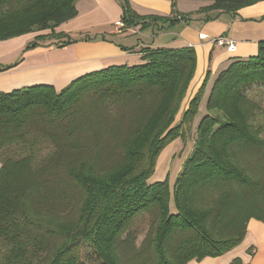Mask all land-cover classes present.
I'll use <instances>...</instances> for the list:
<instances>
[{"label": "trees", "instance_id": "obj_1", "mask_svg": "<svg viewBox=\"0 0 264 264\" xmlns=\"http://www.w3.org/2000/svg\"><path fill=\"white\" fill-rule=\"evenodd\" d=\"M79 1L0 0V41L48 31L26 50L47 39L74 43L56 29L78 16ZM176 1L163 17L122 0L121 30L193 20ZM194 1L212 2L197 11L205 22L264 2ZM141 61L60 91H0V264H189L237 248L251 219L264 223V108L250 95L264 88V43L218 74L206 113L211 72L185 104L194 48L146 47ZM192 132L175 183L153 182L163 149Z\"/></svg>", "mask_w": 264, "mask_h": 264}, {"label": "crops", "instance_id": "obj_2", "mask_svg": "<svg viewBox=\"0 0 264 264\" xmlns=\"http://www.w3.org/2000/svg\"><path fill=\"white\" fill-rule=\"evenodd\" d=\"M128 1L136 13L142 16L167 17L172 13V0ZM179 1L182 0L176 1L177 10L181 12L178 9ZM121 2L122 0L79 1L78 16L57 28V32H63L75 41L63 47L47 45L26 50L33 34L0 41V68L12 67L0 72V91L10 92L40 84L54 85L60 91L85 74L112 65L132 66L141 63V49L151 48L156 37L167 34L176 37L174 44L178 45L175 48L192 47L196 52L197 67L189 88V91L192 87L195 88V94L207 72H211V85L231 59L255 56L258 54L259 44L264 43V2L242 8L235 15L222 14L209 22L203 21L204 14H197L199 9L181 12L194 13L193 20L181 21L163 31L156 27L143 31L139 28L121 30ZM109 6L113 8L109 14L111 21L79 25L86 18H96L97 22L105 19L106 8ZM203 7L204 5L201 6ZM220 36L235 41L236 51L230 53L212 43L213 39ZM125 48L131 50L125 51ZM186 101L187 99L185 104ZM158 180H162L161 177ZM235 260H239L241 264H264L263 222L251 219L247 225L245 240L230 252L220 257L193 260L189 264H232Z\"/></svg>", "mask_w": 264, "mask_h": 264}, {"label": "rangeland", "instance_id": "obj_3", "mask_svg": "<svg viewBox=\"0 0 264 264\" xmlns=\"http://www.w3.org/2000/svg\"><path fill=\"white\" fill-rule=\"evenodd\" d=\"M211 4H212V2L182 0V1H179V3H178V6H179L178 9L181 12H190L191 10H194V9L200 10L201 6H203V5H204V7H206V6H209ZM112 9L113 8L110 6L108 8H106V13H105L106 18L105 19H100L97 22L96 18H93V17L86 18V19L82 20L79 25H91V24H96V23L101 24L104 22L107 23V22L111 21V20H109V17H110L109 14L111 13ZM119 20H121V17L119 18ZM181 26L183 27V25H181ZM116 27H117V25H116ZM56 31H58V30L56 29ZM49 33L50 32H48V31L34 33L33 34L34 37L32 38L31 42L34 41L35 36L49 34ZM175 38H176L175 36L163 34V35H161V37L155 38V43L151 44V48L152 49H157V48H159V49H161V48L173 49V48L177 47V45H178V44H174ZM65 41H66V39L60 38V40L47 39L46 41L39 42V43H40V47H41V46H44L46 44L58 45V44H62ZM225 52H226V50H225ZM221 53H223V52L221 51ZM130 64H132V63H130ZM43 85H45V84H43ZM201 85H202V83H201ZM201 85L199 86V88L201 87ZM50 86H54V85H50ZM208 86L209 87L207 89L206 95H205L204 100L202 102V107H203L204 113L207 112L206 111V105H207L209 94H210V91H211L213 85L211 84ZM194 90H195V88L193 89V87H192V89H190V91H188V94L186 97L187 101L191 100L192 97L196 94V93L194 94ZM250 90H251L250 95L253 97H256V100L264 108V88L258 87V86H253ZM184 108H185V104H184L183 109ZM177 120L180 121V118L178 117ZM257 122L259 124H264V116H259ZM193 139H194V132H192V134L189 136L188 142H184V141H182V139L179 138V139L173 141L172 143L168 144L163 149V151L160 153V155L157 159V162H156L155 174L152 177L153 182L162 181V180L164 181L166 178H168L170 186H172L175 183L176 177H177L180 169L182 168L183 162H184L187 154L192 149ZM160 177L162 180H158Z\"/></svg>", "mask_w": 264, "mask_h": 264}, {"label": "built area", "instance_id": "obj_4", "mask_svg": "<svg viewBox=\"0 0 264 264\" xmlns=\"http://www.w3.org/2000/svg\"><path fill=\"white\" fill-rule=\"evenodd\" d=\"M215 45L225 48L228 52L233 53L236 51V42L227 37H217L212 40Z\"/></svg>", "mask_w": 264, "mask_h": 264}]
</instances>
